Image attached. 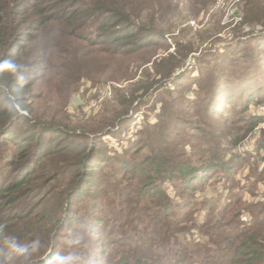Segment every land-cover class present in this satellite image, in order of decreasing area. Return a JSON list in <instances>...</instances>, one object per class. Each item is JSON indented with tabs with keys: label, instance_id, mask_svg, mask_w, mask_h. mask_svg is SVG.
Returning a JSON list of instances; mask_svg holds the SVG:
<instances>
[{
	"label": "trees",
	"instance_id": "trees-1",
	"mask_svg": "<svg viewBox=\"0 0 264 264\" xmlns=\"http://www.w3.org/2000/svg\"><path fill=\"white\" fill-rule=\"evenodd\" d=\"M182 1L190 15L216 2ZM253 1L241 0L247 12ZM177 10L168 0H0V61L22 66L16 75L0 73V264H46L57 252L80 255L75 264H264V204L229 234L220 230L227 208L210 227L204 222L215 233L211 245L174 247L194 227L195 204L174 202L164 185L193 195L214 173L232 182L248 161L228 159L226 147L256 128L261 120L244 115L264 102V44L245 66L230 58L240 52L235 46L180 82L189 60L204 63L205 56L193 59L196 49L180 42L168 52L171 34L162 24ZM254 21L264 24L262 14ZM158 49L166 54L153 60ZM114 67L126 74L110 75L111 82L132 89L114 90V105L86 125H69L64 110L77 85ZM157 105L156 122L138 130L133 144L113 155L102 148V137L129 124L130 115ZM251 176L256 183L264 170ZM78 235L80 243H70ZM8 236L38 239L39 251L14 258L3 245Z\"/></svg>",
	"mask_w": 264,
	"mask_h": 264
},
{
	"label": "rangeland",
	"instance_id": "rangeland-1",
	"mask_svg": "<svg viewBox=\"0 0 264 264\" xmlns=\"http://www.w3.org/2000/svg\"><path fill=\"white\" fill-rule=\"evenodd\" d=\"M168 2L178 7L177 15L173 16L172 23L167 25V22H164L162 24L163 29L164 27L166 28L164 31L168 29L171 34L166 36V42L170 45L168 52H174V42H180L184 45L191 44L196 49V53L192 55L194 56L193 59L204 58L205 56L204 63L199 60H189L192 66L187 69V73L181 78L180 82L183 84H186V77L190 74L198 76L204 68L202 66L207 65L208 62L211 65H207V67L212 66L215 61L211 60L216 56L215 54L222 56L226 51L231 52L230 50L235 48V46H239L240 52L235 56L233 53H227L231 59L238 58L240 62L245 63V66L249 61V55L253 54L256 46L264 44V24L258 25L254 21L261 14L264 20V0L253 1L252 5L249 6V8L252 7L251 12H247L241 0H216L210 8L200 11L197 15H190V10H188L190 5L185 4L182 0H168ZM191 10L194 11L193 9ZM245 47H249V49L246 51L243 49ZM153 54V60H155L165 55L166 52L163 49H158L153 50ZM150 64L142 67L141 70L147 67L150 68ZM227 65L228 67L234 66L231 62ZM129 67L130 72L135 70L132 64ZM122 69L123 67L110 68V70H105L107 73L105 76L94 79L93 83L81 81L77 85L75 93L69 97L68 104L64 110V118H68L69 125H86L93 118H97L106 107L109 108L114 105L112 101L115 98L114 96H116L114 90L132 89L130 82H121V84L111 82L110 75L121 79L126 74ZM196 91V85H194L187 98L193 100ZM135 106L136 104L132 107L135 108ZM159 107L160 105L156 106L155 112L141 110L136 114L130 115L132 118L129 124L123 125L121 129H116L113 135L102 137L104 145L102 148L109 151L112 155L113 153L120 154L127 145L133 144L137 140L138 130L144 127L146 123L152 124L156 122L155 116L159 112ZM131 113L132 110L130 111ZM244 116H254L261 121L236 147L231 148L230 145L226 147L229 150L227 153L228 159L236 155L247 158L248 161L243 167L241 165L232 182H227L224 177H221L222 175L214 173L205 183L199 186L193 195L180 192V189L173 183L164 185L165 192L174 202L189 201L193 205L195 204L190 215L191 218L194 217L192 221L194 227H190L188 224L183 232L178 234L175 248L182 247L188 250L195 246H203L207 242V244L211 245V242L215 241L212 235L215 233H207L205 228H202L204 226L202 224L205 222L207 227H210L215 216L221 217V211L225 208H227V212L221 222L223 228H220V230L229 234L234 231L235 226L241 228V224L248 225L250 213L255 211L254 208L257 205L264 204V176L257 180L256 183L252 182L251 176L253 171L256 172V168H258V171L264 170V149L259 148V142L264 135V102L260 105H250L249 111ZM233 160L235 164H239L234 158ZM232 187L236 188L232 190ZM232 202H238L237 206L229 207ZM236 211H240V214H242L238 218L240 221L234 219L233 215L236 214ZM179 216H182V214ZM225 225L227 226L225 227ZM119 246L120 249H123L122 244H119Z\"/></svg>",
	"mask_w": 264,
	"mask_h": 264
},
{
	"label": "clouds",
	"instance_id": "clouds-1",
	"mask_svg": "<svg viewBox=\"0 0 264 264\" xmlns=\"http://www.w3.org/2000/svg\"><path fill=\"white\" fill-rule=\"evenodd\" d=\"M21 65L12 62L10 60L0 61V73H8L10 75H16L21 71ZM12 108L15 109V112L19 115H23V110L18 103H13L11 105ZM3 225H0V230L3 229ZM81 236H76L74 239L70 241L72 244H79ZM4 247L7 249L8 253L11 254L12 257L18 258L21 260H27L34 253L39 251L40 241L33 240L31 243H21L14 236H8L3 241ZM82 257L75 253H69L67 255H62L59 252L50 256L47 259L46 264H75L76 261L81 260Z\"/></svg>",
	"mask_w": 264,
	"mask_h": 264
}]
</instances>
